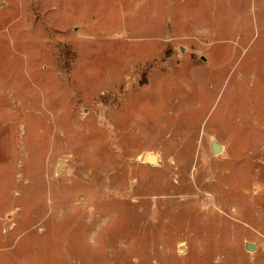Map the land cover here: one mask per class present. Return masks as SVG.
Masks as SVG:
<instances>
[{"label": "rangeland", "instance_id": "obj_1", "mask_svg": "<svg viewBox=\"0 0 264 264\" xmlns=\"http://www.w3.org/2000/svg\"><path fill=\"white\" fill-rule=\"evenodd\" d=\"M0 264H264V0H0Z\"/></svg>", "mask_w": 264, "mask_h": 264}, {"label": "water", "instance_id": "obj_2", "mask_svg": "<svg viewBox=\"0 0 264 264\" xmlns=\"http://www.w3.org/2000/svg\"><path fill=\"white\" fill-rule=\"evenodd\" d=\"M211 150L213 154H217L220 151V146H218L215 142H211ZM156 157L153 155H146V161L149 164H153L155 161ZM245 249H254V246L252 244H246Z\"/></svg>", "mask_w": 264, "mask_h": 264}]
</instances>
